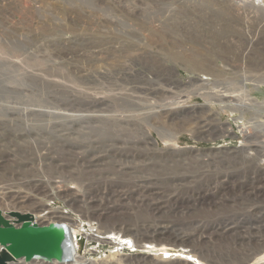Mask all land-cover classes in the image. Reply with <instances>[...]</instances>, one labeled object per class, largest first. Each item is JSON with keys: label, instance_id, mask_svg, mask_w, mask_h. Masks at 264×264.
<instances>
[{"label": "rangeland", "instance_id": "1", "mask_svg": "<svg viewBox=\"0 0 264 264\" xmlns=\"http://www.w3.org/2000/svg\"><path fill=\"white\" fill-rule=\"evenodd\" d=\"M249 9L235 7L232 0H0V73H8L9 80L4 85L14 88L19 82L24 83L23 77L27 73L43 75L52 69L50 72L55 75L49 79L65 83L78 91L76 93L85 95L88 91L110 104L133 89L158 86L163 89L158 105L176 115L194 106L207 105V109L217 118L215 121L212 119V123L209 122L211 127H208L216 128L215 123L221 124V127L228 129L226 136L199 138L194 132L184 130L168 133L164 141L154 127L143 123L146 137L158 151H169L175 158L185 160V166L180 170L182 174L179 172L176 177L185 176L184 172L192 175V178L189 177L191 182L181 176L185 184L182 183L178 190L159 183V191L163 196L175 194L184 200H194L193 195L197 190V193L205 194L206 204L209 205L197 206L190 211L192 214L185 217L193 221L194 216L197 225L210 227L208 231L228 218L255 222L264 217V157L255 158L250 165L248 162L241 165V162H235L237 157L228 160L222 155L224 152L239 151L241 147L247 151L244 146L248 145H252V148L263 147L264 152V135L250 141L248 136L253 129L242 127L255 116L254 112L244 113L233 103L224 104L218 99L221 90L239 91L241 87L249 90V99L253 103L264 106V5H261V9ZM82 74L90 77V81L81 79ZM87 85L90 86L88 89L85 88ZM205 93H211L213 98L208 99ZM235 94L228 96L235 100ZM111 114L115 117L122 115V112L117 109ZM0 121L1 212L29 216V211L33 209L31 206L39 203L46 209L64 211L79 220V214L68 207L69 195L85 197V191H94L103 205L107 204L105 195L133 189L135 179L129 169L124 172L119 170L121 173L118 174L115 166L114 169L108 166L103 172L113 169V172L111 169L108 172L109 179L102 178L97 172H94L93 180L88 174L90 172L81 175L84 167L68 151L71 147L63 146V150L59 141L55 142L53 134L47 133L52 126L46 130L40 123L30 133L23 131L27 128H24L22 118L0 113ZM96 122L84 124L86 127L89 125L87 128L76 126L80 130L74 137L85 140L88 135L99 136L101 132L95 129L105 124ZM96 145L99 148L103 144ZM247 153L253 157V151L248 150ZM114 157L111 159L116 161L117 155ZM209 157L216 163L208 164L210 168L205 171L206 167L199 160ZM188 158L193 159L188 161ZM118 159L131 162V157ZM214 164L220 165L217 168ZM145 171L151 177L163 179L164 173L173 170L166 169V172L163 170L160 173L156 170H149L151 173ZM257 177L261 181H256ZM253 192H257L256 200L249 199ZM100 200L95 203L98 204ZM213 201L228 207L222 205L214 209ZM20 202H25L23 204L27 208L16 209ZM122 202V208L116 203L111 204V213L118 212V216H111L110 221L120 218L150 219L145 210L135 209L132 199ZM185 217L175 219L183 222ZM88 220L84 221L83 231L90 232L98 227L97 221ZM122 236L113 231L106 235L105 242L88 240L86 258L97 261L121 253L127 258L156 257L174 264H221L216 260L202 261L197 255L190 254L188 247L165 251L148 245L137 246L131 237ZM205 241L207 243L203 246L217 245L213 240L206 238ZM244 264H264V250Z\"/></svg>", "mask_w": 264, "mask_h": 264}, {"label": "bare ground", "instance_id": "2", "mask_svg": "<svg viewBox=\"0 0 264 264\" xmlns=\"http://www.w3.org/2000/svg\"><path fill=\"white\" fill-rule=\"evenodd\" d=\"M232 1L234 6L238 8L249 7L250 9H252L253 7L254 9L256 8L261 9V5H264V0H232ZM50 71L53 70L50 69L49 72L48 71L44 72L45 74L43 75L27 73L23 77L24 83L19 82L18 83L19 85L14 88H9L6 85H4V83L5 82L7 83V80H9L8 73L5 72L0 73V113L22 118L23 120L22 123L24 122L23 123L24 128H27V129L23 128L24 129L23 131L25 130H28L27 132L34 131V129L37 128L36 127L37 124L40 123L44 125L46 130H48L49 126H52L49 127L47 133L49 132L53 134L52 136L55 137V142L59 141V143L62 145L61 146L62 148L63 146L71 147V150L68 148V151L70 153L72 152L75 156L74 159L76 158L80 160L81 162L80 166L84 167V170L81 172V175L82 173L90 172L88 174L89 175L91 174V180H93V176H95L94 172H97L96 174H99V176H102V178L109 179L108 175L110 174L108 172H110L111 168L107 172L106 171L103 172V170L106 169V167L113 168V166H115L118 174L121 173L118 172L119 170L124 172V170L129 169L130 170L129 173L133 174L135 179L133 183L134 185L132 187L133 188L132 190L129 191L124 190L122 192L118 190L119 191L118 193H115L114 192L115 190L111 189L115 194L114 195L108 194L107 196L105 195L107 199L106 198L104 199L107 200V204H103V205L100 204L103 201L101 202L100 199H97L95 195L96 193H94V191L93 192L90 190L85 191L84 194L85 197L81 195L79 196L72 195L71 197V195H69L68 199L66 198L67 200H69L68 207L70 208V210L79 214L78 216L79 220H77L71 214H68L64 211L60 212L59 210L57 211L49 210L44 208L43 205H40L39 203L37 205L34 202L35 205L34 204L33 205L35 207L31 206L33 209L29 211L31 212V214H29V219H31L32 223H35L39 226H47V227H53V225L61 226L63 232V239L64 241L68 240V242H66L67 247H65L66 243H64L61 251L67 250V252H63L62 256H57V259L53 258L50 260L45 259L44 257L31 258L30 260H26L25 257H19V258L13 257V259L11 261L6 262V264H174L167 261H163L156 257H150V258L143 257L138 259H133L130 257L127 258L125 256H121L122 255L121 253L120 255H110L104 259L97 261L88 260L85 256L87 249L86 248L87 241L98 240L105 242L107 240L106 235L113 231H115L116 233H121L124 237H131L134 243L137 244V246L143 245L147 247L148 245L153 248L166 249L165 251L173 250L182 246L186 248L188 247L190 248V252H189L190 254L197 255L202 261L205 262L216 260V262L221 264H244L245 262H248L251 258L256 257L261 251L264 250V217L262 219L259 218L255 222L250 221L251 219L250 220L244 219L245 221L242 222L239 221L238 219L236 220L235 217H234L235 220L228 218L225 219L224 221L217 223L216 225L214 224L215 227H212V229H210L212 231H208L210 227L197 225V222L194 220V216L192 218L193 221L186 220L185 217L186 215L192 214L193 212L191 213L190 211L195 207L197 206L205 207L206 205L207 206L209 205L206 204L207 201H205L206 200L205 194L197 193L198 192L197 190V192L195 191L196 193L194 195L192 194L194 200H192V198L191 199L187 198L186 200H184L182 198H179L175 194L163 196L162 195L163 193L159 191L161 190L160 184H166L168 187L171 186L173 188H176V190H178L177 188H179V186L184 182V179L181 177L183 175L176 177V174H178L180 170H183L185 166V160L183 158H175L174 155L171 154L169 151H165V152L158 151L154 147L153 143L149 140V137H146V133H145L146 131L144 132L145 125L143 123H147L148 125L154 127L155 130H157L158 133L160 134L161 139L164 141L166 137L169 136L168 133L172 131L178 132L184 130L185 131L190 130L194 132L195 136L199 138H204V137L209 138L211 136L212 138L213 137L216 138V137L226 136L228 132L227 127L224 126L221 127L220 126L221 124L214 122L215 123L214 126L216 125V128H210L211 126L209 122L213 121L212 119H214L215 121V119L217 118H215L214 114H211L209 109H207V105L202 104L196 107L195 106L191 107L183 114H178V115L173 114L168 109L158 105L157 102L159 99H161L163 95V89L161 87H158L157 85H156L157 87H152V88L144 87V89L141 88V90L133 89L127 95L120 96L117 100H115L114 102H112V104H110L107 103V101H105L104 99L101 100L97 99L96 95L95 96L91 95V93H89L88 91L86 92L85 95L81 94L80 92L76 93L78 91L71 89L65 83L53 79H49L48 77H53L55 75L53 72L51 73ZM80 78L89 80L88 78L90 77H88L86 74H82ZM89 87L88 85L87 87L85 86L86 89H88ZM240 88L241 87H239V91L228 90L227 88L225 90H221V95H219L218 99L220 100L221 103L224 104L233 103V106L235 108L242 110L244 113L250 112L251 110H252V114L254 112L255 116L250 118V120L248 121L249 123H247L249 125L243 124L244 127L242 128H247L246 126L251 127V129H253V132L251 133L250 136H248V139L250 141L256 140L262 137V135H264V106L259 103H253L249 99L250 96L249 90L244 88L240 89ZM233 93H237L234 95L236 96L235 100L230 98L231 96H228ZM205 96L208 97V99L213 98V95H211V93H205ZM117 109H119L122 112V115L114 117V114L111 113L112 111H117ZM96 121L104 122L105 124L104 126H102L101 124H100L101 126L98 125L99 127H97V129H95L93 126L95 130L101 132L99 136H97V134H92L89 137L88 135L87 139L85 140L84 139L78 140L76 139V137H74L75 133L78 130H80L76 126L79 127L84 126L85 128H87L89 127V125L86 127L85 126L86 124L93 122H95L96 124L97 123ZM7 126L8 125H6V127ZM24 134L26 133L24 132ZM41 134H43V132ZM77 134L78 133H76V135ZM99 143L103 145L102 147L97 148L96 144ZM251 146L252 145H248V147L246 146L244 147L247 149V151L249 150L254 152L253 155H251L253 157H250L249 153H247L245 149L243 150L242 147L239 151L236 150V152L235 151L224 152L222 156L227 158L228 160L235 159L237 157V160H235V162L238 163L241 162V165L248 162L250 165V163L254 162L255 158L264 157V152H262L263 147L258 146V148L256 147L252 148ZM48 147L45 146V148ZM116 155L118 158L131 157L130 159L131 162L129 163H127L128 161L122 162L123 159L119 160L118 158H117L118 160L116 159V161L112 160L111 157L113 156L116 157ZM200 156L201 155H199V157ZM222 156H220V158H222ZM191 160L188 158V161ZM199 161L200 163L204 164V167H206L205 171H207V169L210 168L208 164L210 165L211 163H216L214 162L215 160H213L210 157L203 158L202 161L201 160ZM186 164L188 165V163ZM220 164L218 165L214 164L213 166L217 167ZM196 168L198 167L196 166ZM113 169H111L112 170L111 172H113ZM166 169L173 170L171 172L175 171V173H171V172L164 173L163 175L164 177H162L163 179L160 178L161 180L158 178L156 179L155 176L151 177L147 175V172L145 171V170L148 171L156 170V172L160 173L163 170L166 172ZM149 173L151 172L149 171ZM179 174H182V172H180ZM184 174L185 176L183 177H186L187 178L186 180H189L190 176L192 178L191 174L188 175L189 174L188 173L186 175L185 172ZM71 175L69 176L71 177ZM178 177L179 178L181 177L182 179H179ZM257 179L258 181L259 180L261 181V178L257 177L256 181ZM189 181L191 182V180ZM229 183L231 184L232 182ZM157 184L160 185L159 188H158L159 185L157 186ZM249 197H250L249 199L251 200H256L257 192ZM12 198L13 197H11V199ZM124 199L125 200L132 199L133 206L135 207V209L137 208L138 210V208H141L145 210V212L150 215V219L145 218L144 220H138L134 218L132 220L131 218L130 219L128 218L127 220L124 219L120 220L121 219L120 218L118 220L119 222L110 221L109 219L111 216H118L117 215L118 212L111 213L112 211V208L110 207L112 206L111 204L116 203L118 207L119 206L121 207L123 205L122 201ZM99 200L100 202L98 204L95 203L98 202ZM20 203L21 204L19 206H15L16 209L17 207L21 209L23 207H26L25 206L26 204L25 205L23 204L25 202L23 203L20 202ZM222 205L224 206L223 203L220 204L218 202L213 201L214 209H219ZM225 206L228 207V205ZM5 207L4 210L6 209ZM9 210H13V208ZM113 210H115V208ZM240 212H243V210ZM122 213L124 212H121V214ZM0 216L5 220H7L9 223H11L12 226L16 225V223L14 222L16 218L13 217V215L11 214L9 215L8 213L1 212L0 210ZM178 216L185 217L183 222H178L179 220L175 219ZM246 216H247V212H246ZM86 220L97 221L98 227H96L90 232L83 231L82 229L84 228V221ZM218 226H220V228ZM206 238L209 239L210 241L213 240V243H217V245L215 246L213 244L211 246L208 245L203 246L204 244L207 243V241H205ZM5 250H6L5 247L0 245V252ZM59 257L61 258L63 257L64 260L58 261ZM176 264H180V262Z\"/></svg>", "mask_w": 264, "mask_h": 264}, {"label": "water", "instance_id": "3", "mask_svg": "<svg viewBox=\"0 0 264 264\" xmlns=\"http://www.w3.org/2000/svg\"><path fill=\"white\" fill-rule=\"evenodd\" d=\"M16 218V225L9 223L0 216V245L5 247V251L0 252V264H6L14 258L25 257L53 259L62 256V246L64 241L62 227L39 226L31 222L29 216L11 213ZM67 247V243L66 246ZM67 249V248H66ZM58 261L64 260L63 257Z\"/></svg>", "mask_w": 264, "mask_h": 264}]
</instances>
